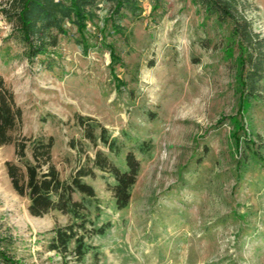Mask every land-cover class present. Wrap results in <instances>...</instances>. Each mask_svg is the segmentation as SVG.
Wrapping results in <instances>:
<instances>
[{"label": "rangeland", "instance_id": "rangeland-1", "mask_svg": "<svg viewBox=\"0 0 264 264\" xmlns=\"http://www.w3.org/2000/svg\"><path fill=\"white\" fill-rule=\"evenodd\" d=\"M137 1L136 11L116 20L120 32L105 1L86 51L70 25L49 56L30 59L0 0V74L23 109V134L55 138L63 179L99 149L109 153L84 138L77 115L120 138L122 153L110 154L116 164L124 166L129 150L141 161L123 209L109 172L85 178L97 194L87 199L92 223L111 227L87 234L92 248L78 264H264V79L246 99L250 84L242 88V79L250 72L238 48L228 50L230 24L206 20L193 0ZM250 2L247 14L264 39V0ZM143 141L152 142L149 154H139ZM7 161H18L13 144L0 146V236L8 255L19 264L76 263L50 248L53 229L74 219L59 211L32 215Z\"/></svg>", "mask_w": 264, "mask_h": 264}, {"label": "trees", "instance_id": "trees-1", "mask_svg": "<svg viewBox=\"0 0 264 264\" xmlns=\"http://www.w3.org/2000/svg\"><path fill=\"white\" fill-rule=\"evenodd\" d=\"M111 3V20L114 32L121 31L116 20L122 19L125 11H136L137 0H7L2 9L5 16L14 23L16 36L28 47V57L49 56L60 42V35L68 33V26L76 28L78 42L85 51L89 49L88 30L100 16L103 3ZM206 20H214L219 25L230 24L228 50L238 48L242 60V70L247 66L249 78L242 79L246 99L256 97L259 82L264 79V39L255 31L252 20L247 14L250 0H193ZM105 28V26H104ZM102 45L111 49L113 63L120 61L114 47L102 39ZM243 73V71H242ZM84 128V138L95 146L103 143L109 153L99 149L94 158L88 156L87 163L81 165L70 179H63L53 161L55 138L33 137L23 134V109L17 103L15 92L0 74V146L15 145L16 161H7L8 173L14 189L30 200L29 211L34 216H43L59 211L74 219L66 226H56L50 248L57 250L64 258L72 254L78 264L91 250L86 242L88 235H104L111 222L96 226L89 217L87 199H97L95 187L86 177H95L97 170L109 172L115 183L111 189L119 209L128 206L132 191L141 170L137 152L129 150L125 155L124 166L116 164L110 154L120 155L123 145L120 138L92 118L76 116ZM74 146V142H72ZM83 144V143H82ZM84 145H82L83 147ZM153 148L151 141H143L138 146L139 154H149ZM32 153V159L28 151ZM82 195L77 199L75 195ZM92 227L88 228L87 225ZM83 230V233H80ZM88 234V235H87ZM6 238L0 236V264H19L8 255ZM75 242L71 250L72 242Z\"/></svg>", "mask_w": 264, "mask_h": 264}]
</instances>
